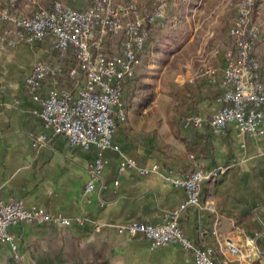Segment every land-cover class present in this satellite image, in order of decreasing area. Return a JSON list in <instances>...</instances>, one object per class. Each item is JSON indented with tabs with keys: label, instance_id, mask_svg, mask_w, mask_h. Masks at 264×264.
<instances>
[{
	"label": "crops",
	"instance_id": "obj_1",
	"mask_svg": "<svg viewBox=\"0 0 264 264\" xmlns=\"http://www.w3.org/2000/svg\"><path fill=\"white\" fill-rule=\"evenodd\" d=\"M218 2L170 0L163 20L150 24L139 62L122 83L125 115L123 121L118 119L111 139L138 164L156 162L158 172L119 170L118 153L105 149L102 186L96 184L89 191L83 184L95 156L92 147L68 146L63 135L47 129L44 142L35 139L43 130L36 113L39 103L26 93L24 76L38 57L63 66L50 37L33 43L16 41L0 49V196L68 219L62 225L10 224V238L0 241V264H193L191 251L177 243L151 246L140 234L128 235L115 226L129 219L160 222L163 212L174 209L184 197L183 188L167 181L163 173L180 176L187 172L182 173L187 163L224 170L201 183L199 206L180 212L178 223L184 233L195 245H210L214 262L264 264V121L256 137L230 124L220 134L210 131L205 140L184 127L185 141L174 133L181 115L195 112L208 117L218 105L223 48L211 58L214 81L203 74L207 68L199 72L205 65L197 69L200 75L194 72L198 65L194 56L206 54L211 39L218 37L219 18L209 13ZM252 10L263 14L264 0H254L251 20ZM256 22L264 32L262 22ZM65 59L63 67L73 65L69 53ZM55 81L75 94L72 79L61 76ZM50 84L49 78L44 79L39 93ZM161 142L175 155L170 168L153 150ZM189 143L196 144L192 151L187 149Z\"/></svg>",
	"mask_w": 264,
	"mask_h": 264
},
{
	"label": "built area",
	"instance_id": "obj_2",
	"mask_svg": "<svg viewBox=\"0 0 264 264\" xmlns=\"http://www.w3.org/2000/svg\"><path fill=\"white\" fill-rule=\"evenodd\" d=\"M169 1L149 0L145 5L131 0H90L83 8H73L53 0L47 8L21 14L12 7L14 0H0V49L12 46L16 41L33 43L49 36L51 46L59 56H63L69 47L73 50L75 64L68 67L67 74L76 88L75 94L71 89L55 84L40 94L42 81L55 79L62 73L63 66L38 58L33 60L24 76V88L39 103L36 113L43 130L36 135V140L44 142L47 129L52 135H63L68 146L94 149L95 156L87 168L84 191L93 189L96 184L102 186L101 154L105 149L118 153L119 170L132 168L140 174L158 172L156 162L138 164L135 158L121 151L111 137L115 130L114 116L123 117L121 84L138 62L142 41L147 34L146 25L157 24L156 14L165 13ZM250 2L236 0L235 24L227 31L231 46L222 53L219 49L223 58L220 80L223 89L215 96L217 107L208 117L195 112L183 114L180 119L182 127H194L195 119H202L203 126L207 124L213 134L222 133L227 124L250 137L260 133L264 121V97L259 94V86L264 83L255 49L252 44L244 42V29L254 25L246 21V7ZM7 28H14V35H7ZM103 34L118 37V48L110 55V62H101V54H106L99 45ZM214 72V67H209L208 81L215 80ZM223 170L224 166H197L180 176L166 171L163 177L184 190V197L177 206L164 211L160 222L129 219L115 224L116 228L128 235L140 234L151 246L177 243L191 251L193 264H220L211 260L210 245L192 243L179 225L178 216L187 206H199L201 183ZM50 221L62 225L68 219L49 213L41 206H24L18 199L0 196V241L10 238L7 230L10 224ZM261 254L264 259V250Z\"/></svg>",
	"mask_w": 264,
	"mask_h": 264
},
{
	"label": "rangeland",
	"instance_id": "obj_3",
	"mask_svg": "<svg viewBox=\"0 0 264 264\" xmlns=\"http://www.w3.org/2000/svg\"><path fill=\"white\" fill-rule=\"evenodd\" d=\"M1 1H8V0H1ZM52 1L53 0H14L12 7L15 8L21 14H28L36 8H47V7H49L51 5ZM58 1H60L61 3L67 4V5H70L73 8H83L89 4L90 0H58ZM148 1L149 0H147V1L146 0H131L132 3H142L145 5L148 4ZM252 1L254 3V0H252ZM235 2H236V0H220V3L218 2L219 4L215 7L213 6V8L210 10V12H209L210 14L215 13V15H217V19L219 18V21L217 22L218 23L217 24V31H218L217 35H218V37L214 40L211 39V42L209 43L210 47L208 48L206 54L201 53V54H197L194 56L197 58V61H198V65L194 70L196 75H200L197 72V69L200 67H203L205 65L204 68H202L199 72L202 73V71L205 68H207L205 71H203V74L205 75V73H206L209 77V73L207 71H208L209 67L212 66L211 58L214 57L216 55V53H219V49H222V48L224 49L225 47L231 46V37L229 36L227 31H228L229 27H232L235 24V13H234ZM253 3H251V5H250V12H251V9H252L251 6L253 5ZM197 11L201 12V6L200 5L195 8V12H197ZM252 11H253V16H255L253 19V20H255V22L253 20H251L250 12L247 15V19L249 18L248 19L249 23L254 24L252 26H254L256 28L257 34L258 35L260 34V37L258 36L259 39L257 40V41H259V40L260 41L255 42L253 49H255V46L259 44V46H258L259 48H258L257 52L255 50V53L257 55L258 62L259 63L262 62V63H260V67H262L261 69H263L264 68V60H262L260 58L264 56V32H261L258 24H256L257 23L256 19L257 20L259 19L262 22V24L264 25V13L261 14V13L254 12V10H252ZM158 14H160V15H158V23H160L163 20L165 13H158ZM159 16H160V18H159ZM244 31L246 32L245 37H247L248 36L247 30L244 29ZM11 35H14V30H11ZM246 41H247V38H245V42ZM99 45H100L101 49L103 50V52L106 53V55H102L104 62H110V55L115 54L116 50L118 48V37L110 35V34H103L101 37V40L99 42ZM143 46H144V42H143ZM142 51H143V47H142ZM55 53L58 55L57 52H55ZM35 59H37V58H35ZM38 59H42V58L38 57ZM42 60H44V59H42ZM44 61H46V60H44ZM261 72H262L261 73V79H262V82L264 83V70H262ZM49 79L51 80L50 85L56 83L55 79H51V78H49ZM50 85H48V86H50ZM55 85H57V84H55ZM121 87H122V84H121ZM121 94H122V90H121ZM121 100H122V97H121ZM121 111L123 112V117H124L125 110H123V100H122V105H121ZM202 127H203V125H202ZM202 127H200V128H202Z\"/></svg>",
	"mask_w": 264,
	"mask_h": 264
},
{
	"label": "trees",
	"instance_id": "obj_4",
	"mask_svg": "<svg viewBox=\"0 0 264 264\" xmlns=\"http://www.w3.org/2000/svg\"><path fill=\"white\" fill-rule=\"evenodd\" d=\"M149 26H150V24H147L146 25L147 31H148ZM67 53H69L71 55V57L74 59L73 50H72L71 47H69L67 49L66 53L63 56H60V59H59L60 62H63V66H64V63H66V59L65 58H66ZM260 59L264 60V56L261 57ZM260 63H262V62H260ZM260 63H259V70H260L259 72H260V75H261V73H262L261 71L264 70V68L261 69L262 67H260ZM74 64H75V59H74L73 65ZM68 67H63L62 73L56 75V77L65 76L66 78H70L68 76V74H67ZM123 110H125L124 105H123ZM118 119L121 120V121H123L124 120V117L123 118H118L117 116H114L115 128L118 125ZM180 119H181V117H180ZM182 128L183 127L181 125V121L179 120L175 124L174 133L176 134V136L180 137L182 140L185 141V135H184V133L181 132V129ZM202 128H203L202 129L203 131L200 132V131L197 130L198 128L188 127V131L192 135H199L200 134L201 136H204V140H205V139H207V136H209L210 128L208 127L207 124H205ZM135 134L136 135H144V133H142V132H136ZM195 147H196V144L195 143H189V144H187V149L188 150H191L192 151ZM153 150H156V152H157L156 155L158 156V159L161 162V164L165 166V168H170V166L172 165V163L176 161L175 160V155L172 154V153H170L169 151H167V150H169V146L166 143L161 142V143L157 144L155 148L153 147ZM192 158H194V156H192ZM184 167H186V168L182 169V173L185 172V170H187V172H188V171L194 169L195 167H197V164L196 163H187V164L184 165Z\"/></svg>",
	"mask_w": 264,
	"mask_h": 264
},
{
	"label": "bare ground",
	"instance_id": "obj_5",
	"mask_svg": "<svg viewBox=\"0 0 264 264\" xmlns=\"http://www.w3.org/2000/svg\"><path fill=\"white\" fill-rule=\"evenodd\" d=\"M251 3H253V1L251 0V2L249 3V7H246V21L247 22H249L248 21V19H247V15H248V13L250 12V5H251ZM252 7V6H251ZM199 13V12H198ZM158 15H160V14H156V21H157V23H158ZM159 18H160V16H159ZM8 30H14V28H7V35H8ZM245 30H247V37H245V31H244V42H245V38H247V41L245 42V43H247V44H252V48H254V45H255V42L259 39L258 38V34H257V31H256V28L254 27V26H252V25H249L248 26V29H245ZM147 35V34H146ZM260 35V34H259ZM146 38V37H145ZM144 38V39H145ZM144 39H143V41H142V45H141V53H142V47H143V42H144ZM260 41V40H259ZM259 41H257V42H259ZM102 55H106V54H101V62H104V60H103V56ZM139 57H140V55H139ZM138 62H139V58H138ZM137 62V63H138ZM132 71H130L129 72V76H130V73H131ZM259 94L260 95H262L263 97H264V86H259ZM202 125H203V123H202V119H195V121H194V127L195 128H200V127H202Z\"/></svg>",
	"mask_w": 264,
	"mask_h": 264
}]
</instances>
